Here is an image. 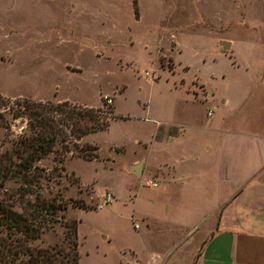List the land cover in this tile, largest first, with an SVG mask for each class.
I'll return each instance as SVG.
<instances>
[{
	"label": "rangeland",
	"instance_id": "rangeland-1",
	"mask_svg": "<svg viewBox=\"0 0 264 264\" xmlns=\"http://www.w3.org/2000/svg\"><path fill=\"white\" fill-rule=\"evenodd\" d=\"M263 54L264 0H0V150L28 133L25 117H13L15 101L116 113L106 130L80 139L59 127L65 137L55 149L62 143L70 152L61 172L52 170V153L38 162L46 175L39 192L69 203L65 216L77 221L79 264H146L149 252L170 244L169 223L186 219L192 231L204 223H193L202 215L200 197L186 194L187 205H179L177 186L153 169L199 168L193 162L210 138L208 109L215 113L217 101L240 91L245 67L256 76ZM227 83L240 87L227 91ZM208 91L213 100L202 103ZM102 95L112 103L103 106ZM75 144L96 146V156L71 153ZM134 161L145 166L140 176L129 172ZM3 186L10 194L18 183ZM105 193L111 200L98 208ZM61 240L55 225L27 243Z\"/></svg>",
	"mask_w": 264,
	"mask_h": 264
},
{
	"label": "crops",
	"instance_id": "crops-1",
	"mask_svg": "<svg viewBox=\"0 0 264 264\" xmlns=\"http://www.w3.org/2000/svg\"><path fill=\"white\" fill-rule=\"evenodd\" d=\"M248 68L240 91L217 101L215 113L214 107L207 111L210 138L193 162L199 168L175 173L163 163L153 169L155 177L177 186L179 205H187L186 194L200 197L195 206H203L202 215L193 223H204L197 231L187 227L186 219L169 223L170 244L149 252L146 264H264V54L254 67L256 76ZM234 84L225 89H239ZM208 93L202 103L213 100ZM144 168L134 161L129 172L140 176ZM145 217L148 226L152 218Z\"/></svg>",
	"mask_w": 264,
	"mask_h": 264
},
{
	"label": "trees",
	"instance_id": "trees-1",
	"mask_svg": "<svg viewBox=\"0 0 264 264\" xmlns=\"http://www.w3.org/2000/svg\"><path fill=\"white\" fill-rule=\"evenodd\" d=\"M14 104L19 114L13 117H25L28 133L10 142L9 149L0 150V264H79L77 221L66 218L67 201L61 197L46 199L41 196L40 180L45 179L46 175L38 162L52 153L57 163L52 170L63 171L62 156L70 151L63 152L66 147L62 143H59L61 151L55 149L57 141L65 137V132L59 127H65L70 135L80 139L89 132L106 130L109 120L117 115L103 108L46 106L25 100L15 101ZM56 113L62 119H56ZM75 145L77 148L79 144ZM77 149L71 150V153L89 159L96 156V146L82 144ZM6 180L18 183L13 193L3 191ZM74 204L82 209L87 208L79 200ZM16 205L21 207V211L13 209ZM55 225L62 228L59 243L46 247L28 245V240L38 238L43 231L52 230Z\"/></svg>",
	"mask_w": 264,
	"mask_h": 264
},
{
	"label": "built area",
	"instance_id": "built-area-1",
	"mask_svg": "<svg viewBox=\"0 0 264 264\" xmlns=\"http://www.w3.org/2000/svg\"><path fill=\"white\" fill-rule=\"evenodd\" d=\"M102 99H103L104 103H106V104H111L112 103L111 98H109L107 95H102ZM143 185L148 186V187H156L157 183L153 182L151 180H145L143 182ZM99 199L101 201V204L98 206V208H100L102 206V204H107L111 200V195L109 193H105L104 195L99 197ZM132 226H133L134 229L138 228L137 223L133 219H132Z\"/></svg>",
	"mask_w": 264,
	"mask_h": 264
},
{
	"label": "water",
	"instance_id": "water-1",
	"mask_svg": "<svg viewBox=\"0 0 264 264\" xmlns=\"http://www.w3.org/2000/svg\"><path fill=\"white\" fill-rule=\"evenodd\" d=\"M220 45L223 46L224 49H228L229 48V43L228 42H220Z\"/></svg>",
	"mask_w": 264,
	"mask_h": 264
}]
</instances>
